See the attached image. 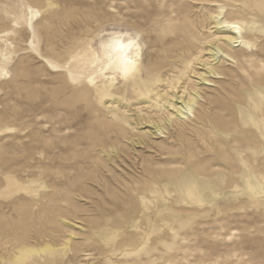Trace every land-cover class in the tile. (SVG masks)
<instances>
[{"label":"rangeland","instance_id":"obj_1","mask_svg":"<svg viewBox=\"0 0 264 264\" xmlns=\"http://www.w3.org/2000/svg\"><path fill=\"white\" fill-rule=\"evenodd\" d=\"M174 1L0 0V28L10 26L13 44L8 75L0 76V111L12 114L13 127L0 130V171L11 167V177L27 188L15 190L0 173V264H13L19 242L50 244L52 251L29 256L34 264L48 257L44 264H264V195L252 197L236 176L237 192L223 187L202 204L173 188L182 171L205 180L227 174L224 164L239 151L256 159L251 181L264 176V143L239 113L241 108L262 118L251 101L254 88L264 92L261 41L249 62L227 71L232 79L210 77V85H197L203 101L195 118L168 127L164 137L151 135L145 122L156 119L153 101L131 100L122 107L131 124L127 133L111 125L99 101L69 77L76 64L71 47L100 53L103 42L123 32L139 34L143 77L153 76L150 63L165 65L157 48L159 26L140 24L138 15L147 18ZM234 1L207 0L226 12ZM13 69L22 74L17 82ZM175 94L181 96L180 89ZM167 98L179 105L180 99Z\"/></svg>","mask_w":264,"mask_h":264},{"label":"bare ground","instance_id":"obj_2","mask_svg":"<svg viewBox=\"0 0 264 264\" xmlns=\"http://www.w3.org/2000/svg\"><path fill=\"white\" fill-rule=\"evenodd\" d=\"M44 1L49 2V0H28L29 3H42ZM181 1L175 0L172 5L153 12L147 18L138 15L140 24L149 23L150 26H159L160 34L157 35L158 39H154H157L159 46L157 48L164 51L161 59H164L165 65L156 68L150 63L149 67L155 73L153 76L143 77V68L140 64L142 48L137 64L126 71L129 69L127 61L131 59L128 54L130 50L121 52L118 45L113 42L112 37L109 41L102 43L100 53L88 46H83L78 52L72 47L68 50L70 58L76 60V64L68 70L70 79L76 81L80 88L87 89L89 93H92V96L102 105V116L108 119L111 125L125 128L127 133L130 132L131 124L126 114L127 110L122 109V107L131 100L143 99L147 102L153 101L156 104V119L148 116L145 122L151 123L153 128V131H150L151 135L164 137L170 133L168 127H176L179 123L184 125L195 118L196 108L203 101V96L197 85H210L208 84L210 77L232 79L233 76L227 71H238L250 61L251 55L258 53L256 52L258 42L261 41L264 44V20L257 17L259 14L264 16V1L251 5L248 1L243 0L239 4L238 0H235L231 12H226L224 5L214 6L212 2L209 3L207 0ZM30 11L31 13L35 12L32 9ZM212 28L213 30H211ZM10 29V26H6L0 30V76L8 73L7 65L12 51V41H9L11 40L9 37ZM153 30L155 29L153 28ZM149 33L150 31L145 35ZM152 46L154 48L155 44L153 43ZM49 50L51 51L50 48ZM241 53L245 55V58L240 59ZM206 54L207 56H205ZM226 61L235 64L236 68H226L225 65L227 64H224ZM196 64H201L204 70L199 72L195 67ZM53 66L60 67L61 65L53 63ZM19 70L21 71V67ZM107 72H109L108 75H106ZM191 74L197 75L200 83L195 82ZM20 77L22 74L14 70L12 82H17ZM9 80L11 81V79ZM99 81L101 84H97ZM119 82L124 85L116 87L115 84ZM257 87L254 88L255 93L251 97V101L253 108L261 111V120L251 111L246 112L240 108L239 113L244 116V125L249 124L256 127L257 136L264 143V92L258 90ZM179 89L181 96L178 97L175 91ZM168 96H172L175 100L180 99L179 105L177 106L176 102L167 98ZM161 100L164 102L160 103ZM106 102L110 105H105ZM0 117V130L5 128L6 132H12L13 127L9 126V118L12 117V114L2 110ZM260 122L263 128L257 125ZM140 142V140L136 141V143ZM246 155L242 151L235 152L232 159L224 164L227 174L216 173L217 178L211 180H205L182 171L175 179L173 188L184 199L202 204L208 200L212 193L218 192L223 187L231 188L237 192L239 185H236L235 180L239 178L245 182L243 190L252 197L264 195V176L258 182L251 181L255 177L253 161L256 159L250 158L252 157L250 154ZM253 156L256 158V154ZM11 171V167L8 166L4 167L3 172L0 171V173L2 172L1 174L9 182V186L11 183L14 184L15 190H26V186L19 184L11 177ZM220 177L221 180L218 179ZM15 248L16 250L12 253L13 264H34V262L29 261L31 254L52 251L50 244L42 248H33L19 242ZM42 261L43 264L48 263L50 258H43Z\"/></svg>","mask_w":264,"mask_h":264},{"label":"clouds","instance_id":"obj_3","mask_svg":"<svg viewBox=\"0 0 264 264\" xmlns=\"http://www.w3.org/2000/svg\"><path fill=\"white\" fill-rule=\"evenodd\" d=\"M112 40L116 45H118L119 50L121 52L130 50L128 54L131 56V59L127 61L129 65V69L126 70L129 71L137 64L139 60L140 49H141V46L139 44V40H140L139 34L138 33L132 34L128 32L115 33L112 36Z\"/></svg>","mask_w":264,"mask_h":264}]
</instances>
